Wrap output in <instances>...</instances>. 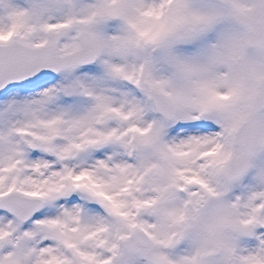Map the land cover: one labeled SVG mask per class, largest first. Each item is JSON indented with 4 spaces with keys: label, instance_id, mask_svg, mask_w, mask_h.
<instances>
[{
    "label": "snow or ice",
    "instance_id": "6c2138e0",
    "mask_svg": "<svg viewBox=\"0 0 264 264\" xmlns=\"http://www.w3.org/2000/svg\"><path fill=\"white\" fill-rule=\"evenodd\" d=\"M0 264H264V0H0Z\"/></svg>",
    "mask_w": 264,
    "mask_h": 264
}]
</instances>
